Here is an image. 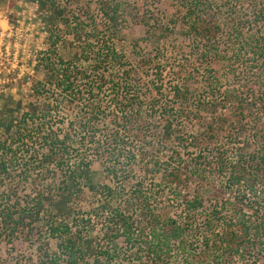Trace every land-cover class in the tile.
Returning <instances> with one entry per match:
<instances>
[{
	"label": "trees",
	"instance_id": "trees-1",
	"mask_svg": "<svg viewBox=\"0 0 264 264\" xmlns=\"http://www.w3.org/2000/svg\"><path fill=\"white\" fill-rule=\"evenodd\" d=\"M31 1L49 46L36 99L0 113V242L36 239L45 221L53 250L37 237L23 262L264 260V0ZM60 43L80 49L64 60ZM242 56L257 75L237 70ZM95 162L120 192L92 183ZM223 174L236 196L207 199L201 181Z\"/></svg>",
	"mask_w": 264,
	"mask_h": 264
},
{
	"label": "rangeland",
	"instance_id": "rangeland-1",
	"mask_svg": "<svg viewBox=\"0 0 264 264\" xmlns=\"http://www.w3.org/2000/svg\"><path fill=\"white\" fill-rule=\"evenodd\" d=\"M31 0L27 1V8H25L24 12H21L20 15L23 18L24 17V26L22 27V31H17V33L14 31L11 35H7V32L4 30L0 31V113L4 112V114H9L6 110L8 108H13L12 115L19 116L22 112V109L27 106V104L31 101H34L36 99L35 93L33 94L32 91H30L31 86L34 84V82H39L43 79L44 73L42 71L40 63V59L42 58V55L44 56V52H47L48 46H49V39H48V31H47V25L44 23V19L42 16L39 15V12L35 8L34 4L31 5ZM89 1V0H88ZM96 2L97 0H90V2ZM123 3L133 5L137 3V0H121ZM148 2H152L154 5V2L157 0H147ZM154 1V2H153ZM141 2V0H140ZM92 6L93 10H96L95 6L91 3H89ZM239 4V2H238ZM11 6V4L8 3V1L2 2L0 5L1 9L4 10L7 6ZM240 9H237L239 12H244L242 10V5L240 4ZM137 7V6H135ZM18 7L14 8L17 10ZM6 14L11 22H14L16 19L17 13L16 11H13V13L4 12ZM131 36L137 37L142 32L141 26H134L132 27ZM244 38V37H243ZM186 45H189V42L187 39L185 40ZM128 42L127 39L124 41H117V47L122 48L124 51L128 53ZM78 46V45H76ZM75 45L73 47L68 46L63 47V44L60 43L59 45V51L60 55L64 60L70 59L75 52L80 49L77 48ZM178 54V53H177ZM245 56H242L240 59L236 58V61H234V66L237 68V70H247L250 71L249 75L255 76L258 73V68L254 63L251 61L249 62L247 59L244 58ZM85 67L88 66V64L84 65ZM169 71V69H167ZM24 72V74H23ZM23 74V75H22ZM169 80L170 78H165V85L164 89L162 91V96L169 91ZM227 84V83H226ZM49 92L53 91V87H50L47 85ZM164 100H171V95L166 94L163 96ZM19 110H18V108ZM63 111H61V114ZM261 119V116L259 117ZM262 120V119H261ZM60 123V121H59ZM67 121H65L64 124H66ZM60 125V124H59ZM233 146V145H232ZM26 148V147H25ZM233 148H236L233 146ZM229 150H232L231 148ZM233 152L234 149L232 150ZM231 155V154H230ZM226 174H223L215 178H210V180L207 179V183L205 181H201L204 184L211 183V194L210 196H207L208 198H211L213 194L219 195L220 198L223 199H231L236 196V193L228 192L226 190L222 191V186L225 184L226 181ZM91 181L93 184H106L109 183L111 186L118 192L121 191V188L123 187V182H111L107 178L105 169L98 163L95 162L92 166V172H91ZM117 183V184H116ZM127 188L130 186L128 183H125ZM197 186V184H196ZM193 188L195 189V184L193 185ZM200 188V187H199ZM24 190V189H22ZM241 195H239V204H246L247 211L253 212L256 210V204H253L252 202L248 200H240ZM100 200L102 197L99 198ZM228 201H234V200H228ZM209 200L206 202V205H209ZM79 210H81V214L88 215L89 214V205L86 203H83L79 205ZM259 212H263L264 214V202L262 201L259 205ZM174 212L177 211L176 209H173ZM251 214L247 213L246 215ZM100 215V214H99ZM98 218V215H96ZM95 217V215H94ZM93 217V218H94ZM43 228L39 229L37 231L36 239L37 237L41 240H47L50 243L51 250H53V239H48L47 233H46V227H45V221L42 222ZM95 227L92 230L93 233H98L100 230V224L97 222H94ZM35 238H18L14 239L13 242L8 243L7 241L0 242V264H30L29 262H23V253L26 252L27 254L35 255V251L37 249V240ZM199 240V239H198ZM21 259L22 261H19ZM178 263L180 264V259H177ZM257 264H264V260H261Z\"/></svg>",
	"mask_w": 264,
	"mask_h": 264
},
{
	"label": "built area",
	"instance_id": "built-area-1",
	"mask_svg": "<svg viewBox=\"0 0 264 264\" xmlns=\"http://www.w3.org/2000/svg\"><path fill=\"white\" fill-rule=\"evenodd\" d=\"M0 5L4 1H8L11 6H7L4 10L1 9L0 7V31L4 30L7 32V35H11L14 31L17 33V31H22V27L24 26V17L21 19L20 13L24 12L25 8H27V1L28 0H0ZM14 2V4H12ZM31 5L34 4L35 8L37 9L38 5L36 1H30ZM17 8L14 9V8ZM13 11H16L17 16L14 22H11L10 18L4 14V12H9L10 14L13 13ZM24 74V72H23ZM22 74V75H23ZM2 92V90H0Z\"/></svg>",
	"mask_w": 264,
	"mask_h": 264
}]
</instances>
